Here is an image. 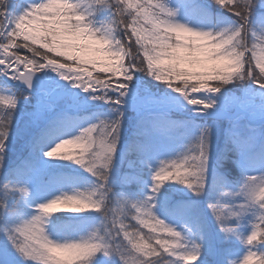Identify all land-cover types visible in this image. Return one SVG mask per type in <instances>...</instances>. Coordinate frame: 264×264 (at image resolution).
Wrapping results in <instances>:
<instances>
[{"label":"snow or ice","instance_id":"snow-or-ice-1","mask_svg":"<svg viewBox=\"0 0 264 264\" xmlns=\"http://www.w3.org/2000/svg\"><path fill=\"white\" fill-rule=\"evenodd\" d=\"M0 84V264H264V0H0Z\"/></svg>","mask_w":264,"mask_h":264},{"label":"trees","instance_id":"trees-1","mask_svg":"<svg viewBox=\"0 0 264 264\" xmlns=\"http://www.w3.org/2000/svg\"><path fill=\"white\" fill-rule=\"evenodd\" d=\"M39 2H41V0H10V10L14 14L19 15V14H22V12L24 11V9L27 7V5L29 3H39ZM167 2H168L170 7L180 8L181 19H184V17L186 15H191L193 13V10L195 9V7L198 4H207V3H210L211 0H167ZM185 4H187V7L184 6ZM20 5H23V7H20ZM110 17H111V13L109 11H98L96 16L93 17V20L95 23L97 22V23H99V26H101V25L107 24L110 20ZM26 54L31 55L30 53H26ZM0 87H2V84H0ZM103 112L107 113L108 110H105ZM174 118L181 119V120L192 119L190 117H186L184 115H178V114H175ZM197 123L204 124V122L202 123V121H197ZM208 123H210V122H208ZM212 123H213V121L210 124H212ZM192 129L193 128L187 130L181 137H178L173 143L176 144L177 146H186V142H190L191 138L196 134V133L192 132ZM131 131H132V129H131V127H129V131L125 135V138H124L125 143L131 137ZM188 139H189V141H187ZM221 146L224 147V145H221ZM223 147H222V149H223ZM22 149H23V151H22ZM65 151H67V150H65ZM26 155H27V152L24 149L23 141H22L20 143V145L17 147L16 152L9 158V160H8L9 166L15 165L16 163L19 162V160L22 157H24ZM167 155H174V154L171 152V153H167ZM130 159L135 160L136 158L130 157ZM126 170H127V168H126ZM221 171L224 172L226 175H228L230 179L238 174V169L235 168V166L231 163V161L225 162L223 167L221 168ZM42 177L45 178L44 175H42V176L38 175L35 179V182L37 180H39V178H42ZM165 183H167V182H165ZM228 190L231 191L233 189H228ZM17 198H19V197H17ZM201 206L204 207L203 201L201 202ZM252 211L255 212L256 210H252ZM253 219H254V216L250 215L247 218L246 222L250 223ZM248 226H249V224H248ZM211 233H212L213 238H215V236L217 235V232H216V228H215L214 223L211 225ZM256 243L258 244V241ZM228 246L230 248H232L237 253V256H233L230 258H232V259L238 258V255H240L238 253L241 252V250L243 249V246L238 241H233ZM196 264H198V263H196Z\"/></svg>","mask_w":264,"mask_h":264},{"label":"rangeland","instance_id":"rangeland-1","mask_svg":"<svg viewBox=\"0 0 264 264\" xmlns=\"http://www.w3.org/2000/svg\"><path fill=\"white\" fill-rule=\"evenodd\" d=\"M183 20V19H182ZM96 26H99V23H97L96 22ZM22 54H26V53H24L23 52V50H22ZM234 89H236L237 90V94H239V90H238V88H237V86H232ZM90 103H92L91 101H90ZM105 110H108L107 109V106H105L104 108H103V111H105ZM178 115H184V116H186V117H190V118H192L193 119V117H192V114L190 113V112H183V113H178ZM197 121H202V123L204 122V123H208V122H212V120L210 119V118H208V119H198ZM210 123H208V124H210ZM216 128H217V135H216V137H215V143H214V150H215V152L216 153H218L221 149H222V147L223 146H221V145H224V137H223V130L227 127V121H220L218 124H216V125H214ZM192 132L193 133H196V130L193 128L192 129ZM190 139V138H189ZM189 139L187 140V141H189ZM22 141H19L15 146H14V148H13V150L12 151H10L9 153H8V160H9V158L16 152V150H17V147L20 145V143H21ZM189 142H186V145L188 144ZM121 147L123 148L124 147V145L122 144L121 145ZM184 148H185V146H177L176 144H174V149H175V151L174 152H172L174 155L176 154V153H178V152H180V151H183L184 150ZM25 149V148H24ZM22 151H23V149H22ZM167 155V154H166ZM125 170H126V168H125ZM42 176V175H41ZM47 177L45 176V178H39V180H37L35 183L36 184H39V183H41L43 180H45ZM31 210H29V212H30ZM253 212V211H252ZM57 214H64V213H57ZM25 218H29L28 216H25ZM248 222H246L245 221V224H244V226H243V228L241 229L242 231H245V232H247L248 230H249V226H248ZM145 231H147L146 229H145ZM243 252H244V248L241 250V252L240 253H238V254H243ZM196 263H198V262H196V261H193L192 262V264H196ZM106 264H119V262H118V260H116V261H113V260H106Z\"/></svg>","mask_w":264,"mask_h":264}]
</instances>
